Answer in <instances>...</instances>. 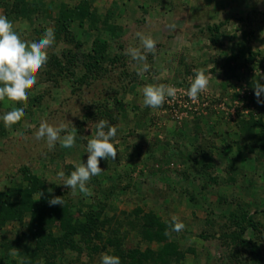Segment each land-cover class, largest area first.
<instances>
[{
  "label": "rangeland",
  "instance_id": "374dc122",
  "mask_svg": "<svg viewBox=\"0 0 264 264\" xmlns=\"http://www.w3.org/2000/svg\"><path fill=\"white\" fill-rule=\"evenodd\" d=\"M14 1L0 0V15L30 38L55 27L64 5L73 10L83 2L94 14L83 24L80 18L71 22V35L55 32L49 58L61 65L47 61L27 99H0V111L26 106L10 126L0 119V191L26 186L22 170L28 167L71 206L72 218L79 209H97L104 220L99 235L60 238L57 229L41 264H99L106 252L118 255L121 264H138L147 247L157 257L161 235L145 233L144 222L153 218L180 254L167 263L143 264H264V104L254 88L264 76V0H20L24 10L18 13L11 12ZM137 33L157 41L144 78L125 54L139 46ZM97 38L109 46L101 68L91 72ZM195 71H204L209 86L193 100L187 90ZM159 84L174 86L175 99L144 107L143 88ZM101 119L118 128L117 158L100 159L90 196L73 195L57 173L66 179L87 162V140ZM42 120L75 128L74 146L57 143L49 151L36 141ZM22 201L12 197L9 205L18 206L20 217L0 229V264L20 263L32 250L25 233L31 206L23 209ZM232 211L252 216L244 238L257 248L259 263L236 237L241 228ZM172 217L185 225L180 232L171 230Z\"/></svg>",
  "mask_w": 264,
  "mask_h": 264
},
{
  "label": "clouds",
  "instance_id": "9594fccd",
  "mask_svg": "<svg viewBox=\"0 0 264 264\" xmlns=\"http://www.w3.org/2000/svg\"><path fill=\"white\" fill-rule=\"evenodd\" d=\"M139 46H129L125 54L135 64L136 75L144 78V73L150 69L147 63L148 54L155 55L157 41L149 34L137 33ZM55 43V30L53 27H46L40 37H29L26 30H18L13 22L5 15H0V99L5 96L16 99H27L30 89L37 84L38 71L47 64L49 60V49ZM264 76L254 84L257 102L264 104L261 94L264 93ZM209 86V78L204 71H195L194 77L190 80L187 95L195 100ZM177 89L172 85H146L143 88V106L151 109L161 107L168 98L175 99ZM24 104H12L3 111H0V119L5 125H11L25 115ZM118 128L112 126L107 120H99L95 125V132L91 139L87 140L86 153L87 162L75 166V170L64 179L65 173L59 171L58 177L63 179V184L71 190L73 195L77 192L84 196H90L91 190L88 187L89 181L94 176H99L102 168L100 159L115 160L118 154L117 143ZM63 134V135H62ZM36 141L43 140L46 148L52 151L59 143L62 148H71L76 141V129L70 131L66 124L54 125L42 120L33 133ZM54 182V181H50ZM51 205L61 204L64 201L60 196H54L49 200ZM171 230L180 232L185 225L172 217ZM165 235H169L165 231ZM99 264H121L118 255L102 253Z\"/></svg>",
  "mask_w": 264,
  "mask_h": 264
},
{
  "label": "trees",
  "instance_id": "16d2710c",
  "mask_svg": "<svg viewBox=\"0 0 264 264\" xmlns=\"http://www.w3.org/2000/svg\"><path fill=\"white\" fill-rule=\"evenodd\" d=\"M24 10L22 6V1L15 0L11 6V12H16ZM76 18H80L81 24L83 20L94 19V14L89 10L88 6L84 3H79L72 10L67 8L66 5L62 6L60 10V15L57 17V23L54 28L55 32L64 33L65 35H71L72 33L67 29L71 22L75 21ZM56 33V34H57ZM74 39V37L72 36ZM109 43L106 40L95 39L92 45V53L90 58L93 60H88L89 66L87 67L89 71L94 72L101 68V63L106 57V51ZM244 53V52H243ZM110 57V56H109ZM48 62L51 64L61 65V61L54 56L50 57ZM50 64V65H51ZM95 67V68H93ZM69 72L73 74L72 71ZM77 81L79 78L76 79ZM255 122V121H254ZM264 151V141L262 145ZM23 179L26 181V186H18L17 188H9L8 190L0 191V229L5 226L9 219H17L20 217V212H18V206H10V201L13 196L20 197L22 201V208L24 209L27 205L31 207L32 220L28 225V230L25 232L28 239L33 242L32 250L27 251L21 255L20 263L13 261L12 264H41L43 259H47V243L52 237H56L55 231L60 229V238L75 236L80 234H90L96 233L100 234L99 226L100 223H104L101 214L97 209L82 210L79 209L80 215L76 218H72V208L71 206L64 202L63 205H51L49 200L54 196H60L58 191H52L46 183L38 176L35 172L31 171L30 168L24 167ZM34 194L38 195V199L34 197ZM61 199V196H60ZM20 204V203H18ZM230 217L236 219L240 225V231L237 232L236 237L240 239L243 244H247L253 254L257 257V263L262 261V257L259 255L257 248L254 246L253 242L244 238V233L246 228L250 225H254V220L251 215L246 213L237 214L236 212H230ZM81 218V219H80ZM156 218L152 220L145 221V233L148 236H155L159 239L158 235H161L159 239L163 244L161 250L156 253L151 248H146L143 253H140L138 264H143V259L169 262L172 257H176L180 254L178 247L170 242L164 240V228L161 222L156 221ZM246 223V224H244ZM162 239V240H161ZM69 242V241H68ZM74 245V244H73ZM55 252V250H54Z\"/></svg>",
  "mask_w": 264,
  "mask_h": 264
}]
</instances>
